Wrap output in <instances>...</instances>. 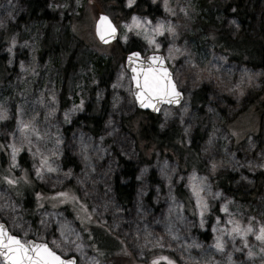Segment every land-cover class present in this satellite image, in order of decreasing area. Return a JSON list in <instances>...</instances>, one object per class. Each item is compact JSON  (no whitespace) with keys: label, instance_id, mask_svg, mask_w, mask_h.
Segmentation results:
<instances>
[{"label":"rangeland","instance_id":"1","mask_svg":"<svg viewBox=\"0 0 264 264\" xmlns=\"http://www.w3.org/2000/svg\"><path fill=\"white\" fill-rule=\"evenodd\" d=\"M40 1L46 2L54 22H27L28 0H0V62L5 72L0 75V148L7 157L6 172H0V218L10 231L22 240L48 242L57 253L75 256L78 264H103L82 235L85 231L91 238L98 227L116 234L132 258L130 264H147L159 252L183 264H264V240L256 238L264 227V182L250 206L217 191L211 181L231 173L235 187L247 193L257 184V175L264 174V130L263 140L247 133L256 134L261 126L252 106L263 88L264 71L232 62L211 38L213 30L232 38L242 33L231 9L233 0H142L151 6L152 15L126 18L109 0ZM138 1L117 0L124 10ZM244 9L253 17L248 33L264 35V0H245ZM101 13L118 27L122 46L137 40L143 55L163 54L184 93L179 107L165 106L158 114L161 128L179 127L186 140L199 126L204 134V170L183 173L175 163L157 159L153 169L158 186L153 187L147 168L140 169L128 211L113 196L120 169L111 148L137 159L135 142L121 126L122 118L137 108L125 60L109 92L99 81L88 47L98 43L94 28ZM157 24L163 25L161 31H155ZM46 42L45 48H57L63 58L68 57L64 51L75 50L64 100L61 63L53 54L43 56ZM202 89L207 95L199 113L193 99ZM106 97L109 111L99 138L80 128L64 132L89 104L98 108ZM24 153L27 171L19 163ZM67 156L76 159L77 167H65ZM179 190L184 199L176 194ZM21 196L36 204L35 222L25 215ZM229 220L238 221L241 229L251 226L252 231L244 237L229 235Z\"/></svg>","mask_w":264,"mask_h":264},{"label":"trees","instance_id":"2","mask_svg":"<svg viewBox=\"0 0 264 264\" xmlns=\"http://www.w3.org/2000/svg\"><path fill=\"white\" fill-rule=\"evenodd\" d=\"M111 1L116 4L118 11L121 12L125 18L134 14L139 15L147 13L152 15L151 6L142 0H139L134 6L126 10L122 8L117 0H109L108 2ZM244 4L245 0H233L231 6V9H235V17L241 24L243 29L242 33L237 37L232 38L227 37L223 32H214L216 30L210 29L213 30L211 32L214 34L211 38L214 41L217 50L228 56L232 62L246 65L251 69L264 71V35L251 36L248 33V30H246L249 29V23L253 21V17L246 12ZM28 5L29 8L26 15L27 22L30 23L37 20H45L49 23L54 22L55 16L48 12L45 1L28 0ZM248 43L254 44L255 48H245L244 46ZM47 44L48 42H46L43 47V56L46 53L47 55L53 54L56 57V60L61 63V99L64 100L66 98L65 89L67 88L68 75L73 66L72 58L75 50L69 52L64 51L68 57L63 58L61 52L58 51L57 48L55 49L51 47L49 50L45 48ZM75 45L77 46V44ZM111 47L112 51L110 52L98 43L95 46L88 47L91 59L96 66L99 81L102 86L107 88V92H109L108 86L114 80L116 72L123 64L126 54L133 50L142 51L140 43L137 40L131 41L125 47L122 46L118 40L108 48ZM2 67L3 64L0 62V75H5ZM206 95L207 90L202 89L196 93L193 99V108L199 113L203 111L202 108L205 105ZM256 97L257 99L253 102L252 110L255 111L254 115L258 118V125L261 124V126L256 134L247 133L248 135H253L255 139L259 140L262 138L261 133L264 130V84ZM108 105V97H106L98 108L89 104L84 111L72 119L69 126L64 129V132L69 133L70 131L80 128L93 137L99 138L109 111ZM160 125L159 115L142 112L138 109L133 110L131 115L122 118V130L133 140V142H135V151L138 156L137 159L135 158V160L132 161L131 159L119 155L113 148H111L118 161L117 164L120 169V173L113 183V196L126 211L130 210L133 205L140 169L147 168L149 171V179L153 187L158 186L157 174L153 169V163L156 162L157 159L175 163L183 173L192 171L202 172L204 170V159L200 154V147L204 138L202 127L199 126L192 138L186 140L181 128L171 127L168 129H162ZM232 133L233 139L238 141L239 136L237 135V132L232 131ZM239 142L242 143V140ZM5 151L6 150L2 147L0 148V172H6V168H4L7 163ZM27 159L28 157L25 153L19 157V163L25 171L30 168ZM63 164L66 168L77 167L76 159L71 156H67L63 160ZM234 179V175L228 173L225 175H217L213 177L211 181L214 188L217 189V191L222 192L225 196L236 200L240 199L242 202L248 203L252 206L257 197V190L263 186L264 174L257 175V184L247 193H244L243 190L235 187ZM176 194L183 198L180 190L177 191ZM151 196L152 193L150 194V197ZM18 200L24 205V209L26 210L25 215L35 222L36 218L33 214L35 213L36 204L23 197ZM218 209L219 207L215 206L216 213H218ZM82 235L86 240H89L88 243L91 250L103 264H130L133 262L132 258L127 255L126 250L116 234L109 231V229L98 227V229L94 230L91 238L85 234V231L82 232ZM94 235L95 237H93ZM203 236V239L208 241L209 234L204 233ZM122 251H124V253H122ZM160 257H168L173 264H183L178 258L170 254L167 255L163 252L152 254L149 257L147 264H153V261L158 260ZM158 264H168V261L159 259Z\"/></svg>","mask_w":264,"mask_h":264},{"label":"snow or ice","instance_id":"3","mask_svg":"<svg viewBox=\"0 0 264 264\" xmlns=\"http://www.w3.org/2000/svg\"><path fill=\"white\" fill-rule=\"evenodd\" d=\"M133 0H129L131 4ZM165 7L167 4L165 3ZM133 22L139 26V21L133 17ZM150 23V21H145ZM162 24H157L155 31H161ZM172 31L171 28L168 29ZM116 32L115 27L111 25L106 16H101L97 24V34L102 41L107 42L106 36L110 39ZM126 39V37H125ZM154 43V41H149ZM158 48L159 45L157 44ZM135 58V60H134ZM130 62H134L132 67V79L136 82V97L144 107L156 108V104L167 101L168 103H176L177 97L180 95L176 91L175 85L172 83L171 75L167 68L164 67V58L162 56L153 55L146 60L140 59V53L134 52L129 57ZM155 101V103H153ZM2 118V117H0ZM27 127V125H24ZM17 150L13 147V160H15V152ZM43 163V161H42ZM49 171L53 169L49 168ZM40 170L37 169L39 175ZM14 183V181H9ZM196 190L194 189V192ZM57 195L64 196V193H57ZM199 198L197 205L199 206ZM227 211V209H224ZM201 215L203 213L201 212ZM228 224L232 225L229 230V235L233 233L244 237L247 232H251L252 228L249 226L246 229H241L238 221L229 220ZM203 224V221H201ZM215 231V228L213 229ZM258 240H264V227H261L259 234L256 237ZM218 249L222 248V244L217 238ZM55 243V242H53ZM59 248V245H56ZM0 257L3 258L4 264H75V259L72 257L65 258L63 254H58L53 248H50L47 243H41L34 240H22L18 235L11 234L6 226L0 223ZM168 261V264H173L168 257L158 258ZM158 260H154L153 264H158Z\"/></svg>","mask_w":264,"mask_h":264},{"label":"water","instance_id":"4","mask_svg":"<svg viewBox=\"0 0 264 264\" xmlns=\"http://www.w3.org/2000/svg\"><path fill=\"white\" fill-rule=\"evenodd\" d=\"M102 15H103V16H106V17L108 18V21L111 22V25H112L113 27H115V29H116V32L114 33V35H113L110 39L106 36L107 42L102 41V40L100 39L99 35L97 34V24H98V22H99V20H100V17H101ZM94 35H95V38H96V40L98 41V43H99L100 45H103V46H109V45L114 44L116 41H118V39H119V29H118V27L116 26V24L113 22V20H112L107 14H103V13H101V14L98 16V18H97V20H96V22H95ZM134 52H139V53H140V59H141V60H146L148 57H151V56H153V55L162 56V57L164 58V67L167 68L168 72L170 73V75H171V80H172V83L175 85V89H176V91L180 93V95L176 98L178 102H176V103H168L167 101H164V102H161V103L156 104V108H155V109H154L153 107H144V106L141 105V102H140V101L137 99V97H136V91H137V89H136V82L132 79L133 73H132V70H131V69H132L133 66H135V64H134V62H130V61L128 60V57H129L132 53H134ZM134 60H135V58H134ZM124 66H125L126 71L130 74V78H131V82H132V95H133V97H134V100H135V103H136V108H137L138 110H140V111H142V112H147V113H150V114H153V115H158V114L161 112V110H162L165 106H168V107H174V108H175V107H179V106L183 103V101H184V99H185V95H184V93H183L182 91L179 90V88H178L176 82L174 81L173 73L171 72V70H170V68H169V66H168V64H167V61H166V59H165V57H164L163 54H161V53H151V54H148V55H145V56H144L140 51H137V50H135V51H131V52L127 53L126 56H125V63H124ZM153 103H155V101H153ZM0 223L4 224V225L6 226V228H7V230H8L11 234H13V233L9 230V227H8V225H7L6 223H4V222H2V221H0ZM13 235H14V234H13ZM29 240H34V239H29ZM34 241H37V240H34ZM37 242L45 243V242H42V241H37ZM48 245H49V244H48ZM49 247H50V246H49ZM50 248H51V247H50ZM58 254H59V253H58ZM68 257H72V258H74V259H75V264H78V262H77V258H76L75 256H67V257H65V258H68ZM0 259H1L2 263L4 264L3 258L0 257Z\"/></svg>","mask_w":264,"mask_h":264}]
</instances>
